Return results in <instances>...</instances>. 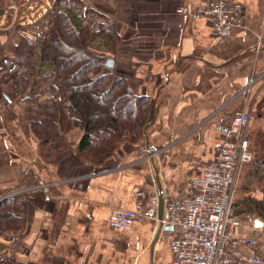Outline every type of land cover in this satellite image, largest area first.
Here are the masks:
<instances>
[{
    "label": "crops",
    "instance_id": "0c3cea01",
    "mask_svg": "<svg viewBox=\"0 0 264 264\" xmlns=\"http://www.w3.org/2000/svg\"><path fill=\"white\" fill-rule=\"evenodd\" d=\"M3 1L0 62L22 36L46 31L42 22L53 0ZM84 1L116 21L121 41L111 77L149 99L148 148L143 134L140 144H123L96 166L79 155L75 134L47 163L24 120L25 107L9 101L4 88L0 200L19 195L22 212L17 230L0 232V264H172L171 231L156 234L147 219L129 231L113 230L110 211L133 210L140 190L150 193L147 202L160 215L163 191L174 201L189 196L225 139L222 117L249 114L251 148L264 135V0H231L241 6L244 28L222 40L209 19L196 15L203 0ZM39 183L49 184L48 191L24 192Z\"/></svg>",
    "mask_w": 264,
    "mask_h": 264
},
{
    "label": "trees",
    "instance_id": "16d2710c",
    "mask_svg": "<svg viewBox=\"0 0 264 264\" xmlns=\"http://www.w3.org/2000/svg\"><path fill=\"white\" fill-rule=\"evenodd\" d=\"M3 7L0 0V13ZM44 23V36H22L0 66L6 98L25 107L24 120L38 141L40 157L53 163L66 138L75 134L79 155L96 166L121 145L140 144L150 118L149 99L135 95L121 77L104 87L112 72L104 63L113 60L121 41L114 17L84 0H53ZM258 147L254 175L261 184L264 135ZM233 208L239 220L254 215L264 223V185L260 199L243 197ZM21 212L19 198L2 199L0 232L17 230Z\"/></svg>",
    "mask_w": 264,
    "mask_h": 264
},
{
    "label": "built area",
    "instance_id": "2783aa9c",
    "mask_svg": "<svg viewBox=\"0 0 264 264\" xmlns=\"http://www.w3.org/2000/svg\"><path fill=\"white\" fill-rule=\"evenodd\" d=\"M196 15L211 21L214 35L220 40L227 32L244 28L241 6L231 0H203ZM247 91L248 88L244 89L242 94ZM249 121L247 112L219 119L225 139L214 160L202 165L189 196L174 201L163 191V214L159 216L157 206L147 202L150 193L140 190L135 195L133 210L111 209L109 227L129 231L139 219L152 221L156 234L171 227L172 264H264L263 255L254 251L256 239L242 231L233 208L240 169L253 162L247 139ZM49 186L39 183L24 192L48 191ZM16 196L19 195L10 197ZM242 247L246 248L245 252Z\"/></svg>",
    "mask_w": 264,
    "mask_h": 264
},
{
    "label": "rangeland",
    "instance_id": "374dc122",
    "mask_svg": "<svg viewBox=\"0 0 264 264\" xmlns=\"http://www.w3.org/2000/svg\"><path fill=\"white\" fill-rule=\"evenodd\" d=\"M3 9H4V7H3ZM7 9L9 10V7H7ZM50 9H51V5H50ZM48 11H50V10H47V13H48ZM47 13L45 14L46 17H47ZM5 16L9 17L11 15L9 13H7V14H5ZM91 19H94V18L92 17ZM7 21H9V20H7ZM42 24H44L43 26H45L44 22H42ZM45 33H46V31L44 32L43 30H41L39 32V34H40L39 37L44 36ZM21 38L19 39V41L21 40ZM19 41H18V43H19ZM11 56H9V57H11ZM5 58L6 57H4V59ZM108 60H109V58H108ZM3 61L4 60H2L0 62V66H1ZM4 76L5 75H2V74L0 75V82H4V80H6V78L4 79ZM110 78L111 79L114 78V77H111V73H110ZM2 92L4 93V87L0 85V97H2ZM5 94H6V91H5ZM77 138H79V137L74 138L73 141H75ZM258 139L259 138L255 139V141L253 143L254 146L251 148V152L253 155L252 164L241 168L240 172L238 174L236 184H235L233 202L238 201L239 199H241L243 197H251L254 199H258L261 197V189L263 188L264 182L261 184H258L257 178L254 175V173H255L254 172V161L256 159V153L259 150V147H258V141L259 140ZM254 220H260L261 221V219L257 218L254 215L247 216V217L246 216L241 217L240 222H241L242 227L244 226V230H242V231H244L248 235L254 236V238L257 239L256 241H258V242H256V245L254 247V251L258 252L264 256V231H263V229H256V228H255L256 230L254 232L251 230V226H252L251 224H253ZM241 249L243 252L246 251V248H244V247H242Z\"/></svg>",
    "mask_w": 264,
    "mask_h": 264
},
{
    "label": "water",
    "instance_id": "95a60500",
    "mask_svg": "<svg viewBox=\"0 0 264 264\" xmlns=\"http://www.w3.org/2000/svg\"><path fill=\"white\" fill-rule=\"evenodd\" d=\"M104 67L108 70H112L114 68V61L113 60H106L105 63H104ZM148 128V125L145 126L144 130H143V134H144V137L146 139V147L148 148V142H147V136H146V130ZM160 201H161V205H162V197H160ZM159 216H161L159 214ZM253 225L256 229H263L264 228V223L260 220H254L253 221ZM166 230L168 231H171L172 228L171 227H168Z\"/></svg>",
    "mask_w": 264,
    "mask_h": 264
}]
</instances>
